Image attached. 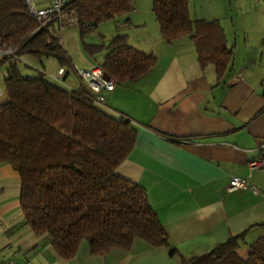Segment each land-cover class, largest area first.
Wrapping results in <instances>:
<instances>
[{"label": "crops", "instance_id": "1", "mask_svg": "<svg viewBox=\"0 0 264 264\" xmlns=\"http://www.w3.org/2000/svg\"><path fill=\"white\" fill-rule=\"evenodd\" d=\"M30 2L39 9L50 0ZM235 2L237 16L230 19L213 8L194 16L188 6L191 20L215 21L222 30L232 59L219 78L214 65L199 64L187 36L166 43L152 0H132L128 13L98 24L104 27L94 38L102 43L90 42L107 45L122 34L128 46L156 58L147 75L114 84L99 106L129 118L136 130L134 145L115 174L144 189L174 252L135 241L129 252L91 255L82 243L72 260L58 259L45 236L23 224L19 175L1 164L0 264H180L244 231L236 254L247 257L249 246L264 238V0ZM64 17L48 28L63 33L70 26L63 24ZM77 32L74 26L71 33L78 41ZM97 62L80 65L70 59L60 66L52 61L63 76L55 81V75H45L66 90L85 89L77 70ZM233 176L243 178L247 188L227 191Z\"/></svg>", "mask_w": 264, "mask_h": 264}, {"label": "trees", "instance_id": "2", "mask_svg": "<svg viewBox=\"0 0 264 264\" xmlns=\"http://www.w3.org/2000/svg\"><path fill=\"white\" fill-rule=\"evenodd\" d=\"M131 3L67 0L63 10L65 17L72 14L68 25L76 26L91 58L106 50L97 66L114 84L144 77L156 58L128 46L122 34L107 45L86 43L84 38L100 22L128 13ZM188 4L189 0H152L160 35L166 43L187 36L194 42L199 64L214 65L219 78L231 62V51L223 44L218 23L191 20ZM48 25H37L24 0H0V44L15 48V57L0 60L7 97L0 103V165H10L19 175L23 224L37 236L44 235L54 256L64 261L72 260L82 243L91 255L129 252L135 241L169 247L144 189L115 174L134 145L136 130L130 119L100 107L87 88L66 90L43 71H20L19 62L26 57L68 64L59 35ZM244 235L245 231L229 236L180 264H264V238L249 246L245 259L236 254Z\"/></svg>", "mask_w": 264, "mask_h": 264}, {"label": "rangeland", "instance_id": "3", "mask_svg": "<svg viewBox=\"0 0 264 264\" xmlns=\"http://www.w3.org/2000/svg\"><path fill=\"white\" fill-rule=\"evenodd\" d=\"M140 1L141 3H144L145 1H149V0H137ZM240 5L243 6L247 0H240ZM237 3L235 2V0H189V9L192 12V15L194 16H202L206 13V11L210 10V9H215V10H220L222 12V16H226L228 17V19H230V16H237ZM104 27L103 24L97 25L95 30L92 32V34L90 36H87L84 38V41L86 43H90V42H96L98 43L99 40L96 38H100L98 37V33L101 32V29ZM74 28V25H70L69 27H67V30H64L62 33V29L59 33V37L63 42L64 48L67 52H65V55L67 57L68 60H77L80 65L86 64L88 60L92 59V60H97L100 61L101 57H100V52L96 53L95 57L91 58L88 53H86L80 43V39L78 36V41L77 38H74V36L72 35L71 31ZM78 33V32H77ZM97 37H96V36ZM64 36V38H63ZM96 37V38H94ZM91 39H94L93 41ZM79 43V44H78ZM102 43V42H99ZM64 50V49H63ZM26 57L21 59V61L19 62V68L20 71L24 74H35L37 71H43L46 75H50L53 74L55 75L57 73L56 71V66L52 67L49 63H53L55 62L57 64V61L55 59H47L45 58V62L43 63H39L37 61ZM30 62L32 64H30ZM4 76V71L3 69L0 70V85L2 88V95L0 96V102L6 97V93L4 91L3 88V83H2V77Z\"/></svg>", "mask_w": 264, "mask_h": 264}, {"label": "built area", "instance_id": "4", "mask_svg": "<svg viewBox=\"0 0 264 264\" xmlns=\"http://www.w3.org/2000/svg\"><path fill=\"white\" fill-rule=\"evenodd\" d=\"M67 0H50L49 4L43 8L36 9L32 6L30 0H24L28 14L35 20L38 26L42 27L53 21L61 20L64 17V7ZM73 21L72 14L65 17L64 23L69 24ZM15 57V48L12 46H3L0 44V60ZM85 87L94 95V102L103 106L105 102V92H110L114 88V82L105 75L101 68L94 66L90 69L77 70ZM63 76V69H58L53 80L59 81ZM2 88L0 85V96ZM247 188L243 178L233 176L228 185L227 191Z\"/></svg>", "mask_w": 264, "mask_h": 264}]
</instances>
